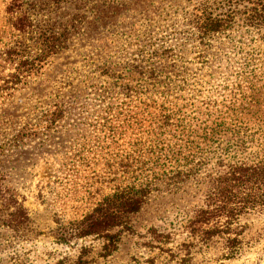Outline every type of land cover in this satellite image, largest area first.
<instances>
[{
	"label": "rangeland",
	"instance_id": "rangeland-1",
	"mask_svg": "<svg viewBox=\"0 0 264 264\" xmlns=\"http://www.w3.org/2000/svg\"><path fill=\"white\" fill-rule=\"evenodd\" d=\"M69 1L25 14L55 23L38 65L0 0V264H264V209L237 218L232 257L186 230L210 175L264 155V0ZM203 8L226 25L201 34ZM123 187L140 210L74 236Z\"/></svg>",
	"mask_w": 264,
	"mask_h": 264
},
{
	"label": "trees",
	"instance_id": "trees-1",
	"mask_svg": "<svg viewBox=\"0 0 264 264\" xmlns=\"http://www.w3.org/2000/svg\"><path fill=\"white\" fill-rule=\"evenodd\" d=\"M41 1L34 0L30 4L29 0H9L6 6V12L9 13L8 19L21 36L28 33V27L34 26L36 35L31 38L37 39L33 44L39 50L34 58L38 65L44 62L47 54L54 52L53 49L58 46V43L54 41V39H58L54 29L55 23H47L48 20L46 22L39 17L33 24L25 15L30 10L29 7L39 13V9H42ZM69 2L74 6L80 4L77 3V0ZM24 5H27V8ZM204 10V8L201 9V14L198 17L195 15L194 20L196 28L201 34L217 31L226 25L227 19L224 17L211 18ZM78 14L76 12L71 16L68 23L69 28L75 26L76 20H79ZM256 14L254 12L249 17L253 18ZM45 22L46 25L52 26L49 32L43 29L42 24ZM207 183L208 187L204 193L202 204L193 210L186 230L197 243H208L214 238L221 239L225 248H228L227 255L232 257L238 248L239 236L243 232L242 227L235 225L237 218L254 209H264V155L253 160L228 162L221 171L213 176L210 175ZM143 191L144 189L123 187L107 194L91 212L73 223L74 236L81 238L96 234L105 239L112 238L111 230L124 224L128 217L140 210L144 196ZM19 222L17 219L16 223ZM193 245H195L194 242L182 246L188 249ZM81 257L82 255H79L78 259L82 260Z\"/></svg>",
	"mask_w": 264,
	"mask_h": 264
}]
</instances>
